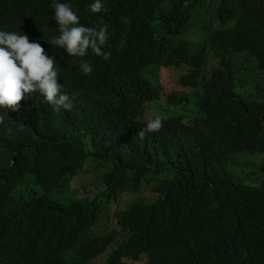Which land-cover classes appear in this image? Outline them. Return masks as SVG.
<instances>
[{
	"label": "trees",
	"instance_id": "16d2710c",
	"mask_svg": "<svg viewBox=\"0 0 264 264\" xmlns=\"http://www.w3.org/2000/svg\"><path fill=\"white\" fill-rule=\"evenodd\" d=\"M55 2L107 30L108 59L50 44ZM94 2L0 0V30L55 58L72 104L0 110V264H264V0Z\"/></svg>",
	"mask_w": 264,
	"mask_h": 264
},
{
	"label": "clouds",
	"instance_id": "9594fccd",
	"mask_svg": "<svg viewBox=\"0 0 264 264\" xmlns=\"http://www.w3.org/2000/svg\"><path fill=\"white\" fill-rule=\"evenodd\" d=\"M55 21L59 25V37H53L50 44L66 49L71 57H85L90 49L95 55L108 59L110 53L103 51L107 42L106 29L82 26L78 15L67 3L55 2ZM92 13L103 9L101 0H95L90 6ZM55 58H49L38 42H30L26 34L0 30V110L19 111L20 102L26 94L39 92L51 104L56 112L61 108L70 110V97L64 93L59 81L58 71L54 69ZM80 68L85 75L92 73V66L82 60ZM165 117L157 115L150 119L147 128L138 135L144 138L146 132L162 129ZM4 116L0 115V124Z\"/></svg>",
	"mask_w": 264,
	"mask_h": 264
},
{
	"label": "rangeland",
	"instance_id": "374dc122",
	"mask_svg": "<svg viewBox=\"0 0 264 264\" xmlns=\"http://www.w3.org/2000/svg\"><path fill=\"white\" fill-rule=\"evenodd\" d=\"M209 22H210L209 19H207V21L201 20V19H197L196 20L194 25H198V28H195L196 31L199 34L198 39H201L202 37H207L209 32H210V30H212V29L214 30L215 29V27H212V25L208 24ZM204 26H209L212 29H210L208 32H206L204 30ZM258 157H260V156L247 157L249 159H239V160L234 161V163L237 164V165H244V164L245 165H248V164L252 165L253 168H249L248 170L245 171V173H249V172L252 173L254 171V168L258 169L259 166L261 165L260 158H258ZM251 159H254V160H251ZM240 169H241L240 166L234 168V170H236V172H239ZM131 196L130 195H122V201L128 202V200L131 199ZM121 205H122V203H109L106 206H104L103 207V212H102L103 219L105 220L106 217H108L109 215H112L114 209H121Z\"/></svg>",
	"mask_w": 264,
	"mask_h": 264
},
{
	"label": "bare ground",
	"instance_id": "6f19581e",
	"mask_svg": "<svg viewBox=\"0 0 264 264\" xmlns=\"http://www.w3.org/2000/svg\"><path fill=\"white\" fill-rule=\"evenodd\" d=\"M71 1H72V0H71ZM86 8H87V7H86ZM87 10H88V9H87ZM123 20H124V19H123ZM124 21H125V20H124ZM144 54H145V53H144ZM38 93H39V92H38ZM41 96H42V95H41ZM42 97H43V96H42ZM28 98L31 99L32 97H31V98L28 97ZM26 99H27V98H26ZM42 99H43V98H42ZM44 100H45V99H44ZM27 101H28V100H27ZM30 102H31V101H30ZM28 105H29V104H28ZM19 107H20V106H19ZM28 107H29V106H28ZM31 107H32V106H31ZM34 107H35V105H34ZM21 108H23V107H21ZM21 108H20V109H21ZM50 108H51V105H50ZM31 109H33V108H31ZM20 112H21V111H20ZM20 112L18 111L19 115H20ZM18 113H17V114H18ZM13 116H14V115H13ZM15 116H16V115H15ZM15 116H14V117H15ZM17 116H18V115H17ZM28 116H29V115H28ZM7 120H8V119H7ZM9 120H10V119H9ZM7 122H8V121H7ZM7 122H6V123H7ZM9 123H10V122H9ZM31 131H32V130H31ZM29 132H30V130H29ZM35 133H36V132H35ZM33 135H34V134H33ZM33 137H34V136H33ZM21 138H22V137H21ZM27 138H30V137L27 136ZM2 139H3V138H2ZM8 139H9V138H8ZM25 139H26V138H25ZM34 139H35V137H34ZM23 141H24V139L22 140V142H23ZM11 142H13V141H11ZM16 142H18V141L16 140ZM0 143H1V142H0ZM8 143H9V142H7V144H8ZM18 143H19V142H18ZM29 143H30V145L32 144V142H29ZM24 144H25V143H24ZM24 144H23V145H24ZM3 145H4V144H3ZM16 145H17V144H16ZM26 145H27V144H26ZM28 145H29V144H28ZM36 146H37V145H36ZM10 147H11V145H10ZM18 147H19V144H18ZM24 147H25V146H24ZM26 147H27V146H26ZM29 148H30V147H29ZM4 149H5V148H4ZM10 149H11V148H10ZM4 153H5V152H4ZM16 153H17V152H16ZM23 153H24V152H23ZM13 155H14V154H13ZM13 155H12V156H13ZM5 156H6V155H5ZM13 162H14V161H13ZM10 167H11V166H10ZM225 232H226V231H225ZM230 232H231V231H230ZM227 234H228V232H227ZM227 234H225V235H227ZM232 236H233V235H232ZM233 238H235V237H233Z\"/></svg>",
	"mask_w": 264,
	"mask_h": 264
}]
</instances>
